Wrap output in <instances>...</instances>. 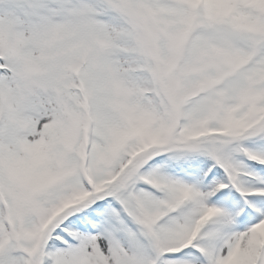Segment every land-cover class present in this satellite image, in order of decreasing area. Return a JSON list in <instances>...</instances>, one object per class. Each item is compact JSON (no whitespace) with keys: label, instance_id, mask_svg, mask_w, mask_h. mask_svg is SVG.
Segmentation results:
<instances>
[{"label":"snow or ice","instance_id":"1","mask_svg":"<svg viewBox=\"0 0 264 264\" xmlns=\"http://www.w3.org/2000/svg\"><path fill=\"white\" fill-rule=\"evenodd\" d=\"M0 264H264V0H0Z\"/></svg>","mask_w":264,"mask_h":264}]
</instances>
